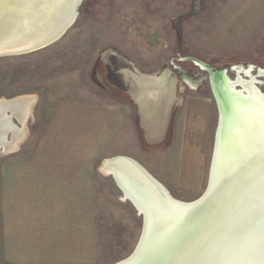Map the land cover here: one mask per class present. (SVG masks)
I'll list each match as a JSON object with an SVG mask.
<instances>
[{
    "label": "rangeland",
    "instance_id": "obj_1",
    "mask_svg": "<svg viewBox=\"0 0 264 264\" xmlns=\"http://www.w3.org/2000/svg\"><path fill=\"white\" fill-rule=\"evenodd\" d=\"M105 49L118 50L144 74L173 68L182 77L179 88L184 99L173 114L171 135L165 143L148 147L141 132L132 128L129 136L96 162L100 260L115 264L133 252L142 222L129 201H122V193L101 167L110 159L126 157L145 169L175 200L189 203L200 198L207 185L218 122L209 75L200 65L227 70L230 80L235 78L234 68L252 67L251 74L264 94V77L257 76L258 70L264 71V0H83L75 23L60 40L30 54L0 58V99L34 98L19 142L24 149L6 158L27 157V146L40 135L60 103L107 98L93 79L96 72L105 71L99 61ZM194 101H206L209 109L204 125V170L197 189L177 179L182 167L185 181L190 177L194 183L197 178L195 148L202 132L201 120L192 117L188 121L189 138L183 146L180 142L186 126L185 106ZM135 118L132 114V127ZM18 127L22 128L21 124Z\"/></svg>",
    "mask_w": 264,
    "mask_h": 264
},
{
    "label": "water",
    "instance_id": "obj_2",
    "mask_svg": "<svg viewBox=\"0 0 264 264\" xmlns=\"http://www.w3.org/2000/svg\"><path fill=\"white\" fill-rule=\"evenodd\" d=\"M82 1L73 0L71 14L52 30L59 0H0V58L30 54L60 40ZM99 61L107 85L135 108L143 143L163 144L173 109L183 101L174 69L141 73L115 49H105ZM201 66L218 109L206 188L191 203L176 202L134 160L106 161L142 222L133 252L115 264H264V96L261 100L252 84L248 96L242 95L235 90L239 85L233 89L227 83V70ZM235 70L234 80L246 77ZM12 151L0 148V155Z\"/></svg>",
    "mask_w": 264,
    "mask_h": 264
},
{
    "label": "crops",
    "instance_id": "obj_3",
    "mask_svg": "<svg viewBox=\"0 0 264 264\" xmlns=\"http://www.w3.org/2000/svg\"><path fill=\"white\" fill-rule=\"evenodd\" d=\"M105 95L60 103L40 135L27 146L26 158H6L23 151L20 143L11 153L1 155L0 264H102L96 162L129 136L132 128L139 130L136 110L128 100ZM183 103L184 99L179 107ZM184 110L182 146L189 138L192 117L201 120L202 132L195 148L196 181L190 183V177L185 181V167L177 179L197 189L204 170V125L209 109L206 101H194ZM132 114L136 117L133 127ZM12 122L20 125L14 118Z\"/></svg>",
    "mask_w": 264,
    "mask_h": 264
},
{
    "label": "bare ground",
    "instance_id": "obj_4",
    "mask_svg": "<svg viewBox=\"0 0 264 264\" xmlns=\"http://www.w3.org/2000/svg\"><path fill=\"white\" fill-rule=\"evenodd\" d=\"M72 1L73 0H59L56 15H55V18L52 24V30L57 28L63 22V20L67 17V14H71L68 7ZM252 69H253L252 67L236 68L235 72L237 73V75L239 73H243L244 75H246V77H244L245 79L240 78V74H239L235 80H231L230 82L227 81V83L233 89L235 85H239L240 88L235 89V90L245 96H248V91H247L248 84H252L257 96L261 100H263L262 98L264 94L261 93L258 88L256 77L252 76L251 74ZM258 75L260 77H264V71L259 70ZM33 102H34V98L28 97V96L18 97V98L11 99V100L0 99V148H2L4 151H12L13 148L16 147V145L21 141V139L25 135L24 123L30 115V106L33 104ZM6 110H9V112L5 113ZM11 117L15 118L19 122V124H21L22 128L14 125V123L11 124L10 122ZM195 118L196 117H194V119ZM101 172L103 174L111 176L112 174L110 172V163L103 164V166L101 167ZM121 198H122V201L128 202V200L123 196V194ZM174 201L180 202V203H186V202H181L175 199Z\"/></svg>",
    "mask_w": 264,
    "mask_h": 264
},
{
    "label": "flooded vegetation",
    "instance_id": "obj_5",
    "mask_svg": "<svg viewBox=\"0 0 264 264\" xmlns=\"http://www.w3.org/2000/svg\"><path fill=\"white\" fill-rule=\"evenodd\" d=\"M104 75H105V71L104 70H103V72L100 75H99V72L98 73L96 72V75H93V79H94L96 85L100 86V87L102 86L101 88L99 87L100 90H102L103 93H107V94H109V95H111L113 97H116V98L123 99V100L127 101L128 100L127 97L125 95H123L121 92L109 87L108 85L105 86V84H107V82L106 81L104 82V80H105ZM176 75L178 77L179 84H180V81L182 80V77H181V75H178L177 73H176ZM98 76H100L101 79H99ZM180 95H181V92L179 93V96ZM175 111H176V109L174 108L173 109V114H174ZM173 119H174V115H172V119H171V123H170V127H169V130H168L167 136H169V134H170Z\"/></svg>",
    "mask_w": 264,
    "mask_h": 264
},
{
    "label": "trees",
    "instance_id": "obj_6",
    "mask_svg": "<svg viewBox=\"0 0 264 264\" xmlns=\"http://www.w3.org/2000/svg\"><path fill=\"white\" fill-rule=\"evenodd\" d=\"M141 134H142V133H141ZM165 142H166V140H165ZM165 142H164V143H165Z\"/></svg>",
    "mask_w": 264,
    "mask_h": 264
}]
</instances>
